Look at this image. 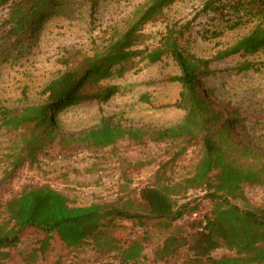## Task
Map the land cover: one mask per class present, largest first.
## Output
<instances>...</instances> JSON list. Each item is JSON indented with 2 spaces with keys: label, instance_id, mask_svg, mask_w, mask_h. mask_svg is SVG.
Here are the masks:
<instances>
[{
  "label": "trees",
  "instance_id": "1",
  "mask_svg": "<svg viewBox=\"0 0 264 264\" xmlns=\"http://www.w3.org/2000/svg\"><path fill=\"white\" fill-rule=\"evenodd\" d=\"M62 0H0V9L9 13L4 24L11 26L7 35L16 36V44L33 46L48 10ZM89 18L95 19L98 0H86ZM180 0H147L137 7L126 25L113 30L107 42L94 45L91 55L61 60L64 71L43 88L44 100L21 109L0 107V132L8 136L6 153L1 162L7 165L1 181L11 179L28 162L29 152L74 156L82 151L113 148L127 141L133 145L169 144L176 150L172 159L180 157L189 147H197L198 159L190 177L174 182H156L139 192L138 209L130 201L71 204L67 196L47 184L24 188L0 200V264L5 254L22 244L27 230L47 234L70 250L89 246L99 258L115 264H141L145 259L143 238L122 241L116 235L121 221H131L144 227L150 223L168 228L187 213V204L176 208L174 197H185L190 189H203L214 201L209 217L199 220L189 237H167L153 251L154 259L166 261L176 256L172 264H263L264 263V203L257 209H241L231 203L243 199L242 185L264 184V155L243 145L233 134L241 127L243 117L237 108L229 112L215 109L203 90L204 79L212 76V61L232 56L248 57L264 49V0H210L204 11L226 15L232 11L237 20L230 29L248 20L256 24L244 37L230 47L219 50L211 59L196 57L180 46L182 26L173 24L165 29L157 45L144 46L142 28L165 17L164 10ZM225 13V14H224ZM215 37L220 34H214ZM143 45V47H141ZM169 58L179 74L169 78L180 85L174 107L184 111L180 123L164 129L126 128L109 118L77 134L64 135L55 129L56 119L64 112L87 101L102 106L119 93L117 85H101L103 81L121 78L135 67V61L148 64ZM236 74L257 71L247 60L233 69ZM94 91L87 93V89ZM147 101V99H145ZM137 208V207H136ZM193 211V210H191ZM180 248L186 253L180 257ZM225 248L235 255L212 257V252ZM57 259L49 264H61V253L49 248ZM44 252L33 250L21 254L16 264H44ZM168 261V260H167Z\"/></svg>",
  "mask_w": 264,
  "mask_h": 264
},
{
  "label": "rangeland",
  "instance_id": "2",
  "mask_svg": "<svg viewBox=\"0 0 264 264\" xmlns=\"http://www.w3.org/2000/svg\"><path fill=\"white\" fill-rule=\"evenodd\" d=\"M146 1L98 0L97 13L91 22L86 0H62L58 7L48 10L31 47L27 43L16 44V36L7 35L11 26L4 21L9 11L0 9V107L21 109L41 103L45 98L44 86L64 71L61 63L64 57L70 56L72 64L74 58L91 55L94 45L105 44L110 33L123 28L134 9L144 6ZM209 1L180 0L170 5L164 10V18L144 25L143 45L155 47L166 27L176 24L184 30L180 46L196 57L211 59L217 51L246 36L256 24L255 20H248L230 29L237 15L232 11L226 15L204 11ZM217 33L220 36L215 37ZM245 60L255 64L257 71L236 74L233 69ZM210 68L214 74L203 80L208 101L224 113L237 108L244 121L241 127L233 129L235 139L264 155V49L254 56L212 61ZM178 74L169 58L154 64L135 61V67L123 77L101 83L117 85L120 90L102 106L101 113L95 102H84L62 113L55 121V129L64 135L77 134L95 127L101 117L133 129L176 125L183 119L184 111L174 107L180 85L169 78ZM92 91L94 88L86 90ZM9 145L8 136L0 132V158ZM175 150L167 143L133 145L123 141L113 148L82 151L74 156L32 151L27 153L28 162L5 181L1 180L8 168L0 159V200L24 188L47 184L67 196L73 205L129 200L131 209L139 210V192L143 187L169 180L177 182L192 175L198 159L197 147H189L180 157L172 159ZM242 192L243 199L231 201L239 208L253 210L264 203V184H244ZM208 194L203 189H190L185 197H174L176 208L188 205L187 213L168 228L153 223L140 227L131 221H121L116 235L122 241L144 239L145 259L141 264H172L176 256L157 261L153 251L167 237H189L195 232L198 221L209 217L214 208ZM49 248L62 254L61 264H115L108 258H99L89 246L70 250L59 240L32 229L24 232L17 250L5 254L3 264H16L15 259L21 254L33 250L44 252L41 262L52 263L57 257L47 251ZM185 253L186 248L179 249L180 257ZM222 255L235 254L225 248L212 252L215 258Z\"/></svg>",
  "mask_w": 264,
  "mask_h": 264
}]
</instances>
